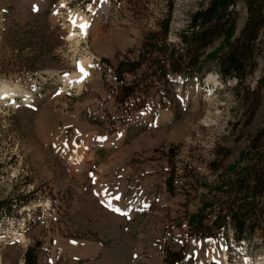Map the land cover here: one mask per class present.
Wrapping results in <instances>:
<instances>
[{"label":"rangeland","instance_id":"rangeland-1","mask_svg":"<svg viewBox=\"0 0 264 264\" xmlns=\"http://www.w3.org/2000/svg\"><path fill=\"white\" fill-rule=\"evenodd\" d=\"M107 1L102 21L100 0H0V91L13 93L0 101V264L28 248L35 264H264V194L245 243L211 225L222 187L264 175L263 57L245 88L207 54L187 81L162 78L207 0ZM76 16L93 26L78 45ZM81 62L85 79L61 86ZM198 212L214 237L190 235Z\"/></svg>","mask_w":264,"mask_h":264},{"label":"trees","instance_id":"trees-1","mask_svg":"<svg viewBox=\"0 0 264 264\" xmlns=\"http://www.w3.org/2000/svg\"><path fill=\"white\" fill-rule=\"evenodd\" d=\"M187 29V34L183 33L179 37L182 55L175 58V53L170 54L169 72H166L163 64L157 63L158 75L162 78L172 75L187 81L189 78L185 77V72L199 70L201 62L209 59L217 62L220 78L235 80L239 87L245 88L248 78L258 69L259 59H264V44L260 42L264 35V0H207L206 6L190 16ZM166 30L167 27L163 29L164 35ZM216 44L217 47L210 51ZM194 53L195 57L182 61L183 57ZM202 54L207 55L200 61ZM173 61L179 63V68L172 65ZM136 66L137 64H132L129 71H135ZM256 84L258 90L264 87V71ZM122 91L128 97L132 88L124 87ZM254 178L252 185H249L252 182L249 183L248 180L239 179L222 187L226 188L227 193L222 201L226 212L220 210L211 224L215 230H219L224 229L228 221L235 245L250 239L253 234L250 218L262 208V203H258L264 194V175ZM1 206L0 203V208ZM7 208L10 213L9 206ZM205 208L206 205H202V209ZM207 218L200 212L191 215L187 221L190 235L195 238L214 237L213 228L204 227L203 221ZM24 264H35L33 249H27Z\"/></svg>","mask_w":264,"mask_h":264},{"label":"bare ground","instance_id":"bare-ground-1","mask_svg":"<svg viewBox=\"0 0 264 264\" xmlns=\"http://www.w3.org/2000/svg\"><path fill=\"white\" fill-rule=\"evenodd\" d=\"M99 4H100V9H101V14L99 16H100L102 21H105L107 18V8L109 7V3L107 0H104L103 3H99ZM67 23H68L67 26L70 29L69 30L70 32L67 36V40L69 41L68 43L71 42V43H74L77 45L80 44V42L82 40H85L86 38H88V36L91 33L92 28H93L90 20H88L84 16L83 17L76 16V17L69 18ZM82 24L87 25V27L83 31H81V29H80V25H82ZM85 64L87 65L86 62L80 63V65L83 67L84 71L87 73V69H86ZM84 79H85V77H81V73L79 71L78 74L72 73V74H67V75L62 76L60 85L61 86H78V85H80L81 82H77V81H81ZM69 81H72L73 83L70 84ZM59 92H60V90H59ZM9 96H13V93L10 90L3 88L0 91V101L3 99H7ZM26 96L29 97V94H26ZM46 110H50L49 107H47ZM101 144L103 145V147H110L113 145V144H111V141H103ZM235 251L240 252V249L235 250ZM225 256H226V254L223 253L221 259L217 260L214 264H225L224 263ZM244 262H245V264H248L247 260H245ZM207 263H208V261H206V264ZM259 264H260V262H259Z\"/></svg>","mask_w":264,"mask_h":264},{"label":"snow or ice","instance_id":"snow-or-ice-1","mask_svg":"<svg viewBox=\"0 0 264 264\" xmlns=\"http://www.w3.org/2000/svg\"><path fill=\"white\" fill-rule=\"evenodd\" d=\"M104 2V0H100V3H103ZM64 5H61V7H63ZM35 10V9H34ZM87 27V25L86 24H82V25H80V29H81V31H83L85 28ZM77 69L80 71V73H81V77H85L86 75H87V73L84 71V69H83V67L79 64V63H77ZM65 75H67V73H65ZM77 82H82V80L81 81H77ZM69 83L71 84V83H73L72 81H69ZM98 139H101V138H98ZM91 175V174H90ZM105 193H106V190H105ZM107 194V193H106ZM112 199H115V200H119V199H121V195L120 194H115L113 197H112ZM109 207L111 208V205L109 204ZM111 210H113V211H116V212H120V210L119 209H111ZM123 214V213H122Z\"/></svg>","mask_w":264,"mask_h":264},{"label":"crops","instance_id":"crops-1","mask_svg":"<svg viewBox=\"0 0 264 264\" xmlns=\"http://www.w3.org/2000/svg\"><path fill=\"white\" fill-rule=\"evenodd\" d=\"M96 157H97V155H96Z\"/></svg>","mask_w":264,"mask_h":264}]
</instances>
